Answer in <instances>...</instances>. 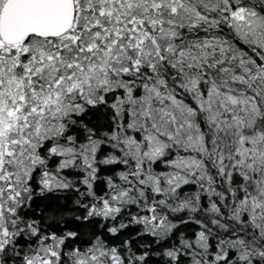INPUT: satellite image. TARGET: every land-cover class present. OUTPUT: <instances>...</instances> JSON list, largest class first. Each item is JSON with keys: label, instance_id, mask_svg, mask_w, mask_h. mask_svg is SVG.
Instances as JSON below:
<instances>
[{"label": "snow or ice", "instance_id": "snow-or-ice-1", "mask_svg": "<svg viewBox=\"0 0 264 264\" xmlns=\"http://www.w3.org/2000/svg\"><path fill=\"white\" fill-rule=\"evenodd\" d=\"M0 264H264V0H0Z\"/></svg>", "mask_w": 264, "mask_h": 264}]
</instances>
